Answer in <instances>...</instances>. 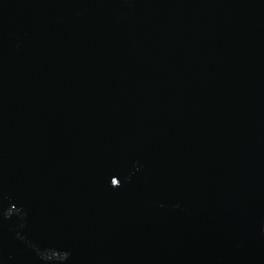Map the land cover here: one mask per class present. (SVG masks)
<instances>
[{"label":"water","instance_id":"water-1","mask_svg":"<svg viewBox=\"0 0 264 264\" xmlns=\"http://www.w3.org/2000/svg\"><path fill=\"white\" fill-rule=\"evenodd\" d=\"M0 264H264V0H0Z\"/></svg>","mask_w":264,"mask_h":264}]
</instances>
